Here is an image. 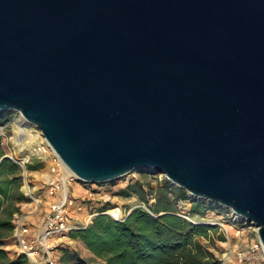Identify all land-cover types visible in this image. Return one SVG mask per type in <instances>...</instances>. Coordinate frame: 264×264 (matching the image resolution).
I'll list each match as a JSON object with an SVG mask.
<instances>
[{"label":"water","instance_id":"water-1","mask_svg":"<svg viewBox=\"0 0 264 264\" xmlns=\"http://www.w3.org/2000/svg\"><path fill=\"white\" fill-rule=\"evenodd\" d=\"M1 111L77 180L162 173L264 246V0H0Z\"/></svg>","mask_w":264,"mask_h":264},{"label":"trees","instance_id":"trees-1","mask_svg":"<svg viewBox=\"0 0 264 264\" xmlns=\"http://www.w3.org/2000/svg\"><path fill=\"white\" fill-rule=\"evenodd\" d=\"M0 138V264H26L24 254L9 256L4 246L13 240V216L19 204L26 200L20 190L21 168L10 158L2 157ZM28 169L36 165L26 163ZM148 189L139 180L121 192L135 193L147 204L137 206L121 218L98 211L84 227L72 229L68 235L79 239L90 252L83 256L64 248L60 257L63 264H217L199 237L207 234L210 225L194 223L181 216L176 208L177 199L188 198L180 187L163 178ZM131 189V191L129 189ZM153 198L149 202V198ZM200 202H194L195 211Z\"/></svg>","mask_w":264,"mask_h":264},{"label":"rangeland","instance_id":"rangeland-1","mask_svg":"<svg viewBox=\"0 0 264 264\" xmlns=\"http://www.w3.org/2000/svg\"><path fill=\"white\" fill-rule=\"evenodd\" d=\"M15 118H17V113L15 111L0 112V125H3V127L0 128V138L4 154H9L16 159L23 160L24 165L26 163L36 165V168L32 170L25 166L29 172L28 180L30 185L35 187V193L44 197L43 186L47 178L50 176L49 166L52 162V152L46 147L45 151L41 153H30L29 155H25L27 151L26 148L28 146L35 147L37 142L33 141L30 137H21V134L15 132L17 128ZM30 129L32 134L38 135L37 129H35L34 126H31ZM20 137L22 139H20ZM20 144L22 146L25 144L26 148H23ZM163 178L166 179L162 173L140 168L103 183H84L76 179L71 182L68 189L77 203L82 202L84 206L81 211H78L75 214V219L77 220V223L83 222L88 214L98 213L101 208H103V212L107 214H109L107 212L109 208H119V218L134 207L142 206L147 208V204L133 193L131 189L128 188L132 193L130 195L123 194L121 191L124 188L129 187V185L136 180H139V182L148 189V184L154 186L158 181H162ZM188 196V198L176 200L175 208L177 212L194 223H203L211 226L207 229V234L199 237V240L205 248L212 253V256L217 259V264H220L221 261H224L226 264H237L235 253L247 249L251 241L256 238V232L253 226L244 224L242 220L233 221L230 211L223 206L206 200L195 199L190 195ZM152 201L153 198L150 197L149 202ZM197 201L200 202V205H198L193 212L191 211V206ZM40 208L41 211L30 213L31 207L25 205L24 201L19 204V212L15 214L18 216L19 214H24L26 216V222L28 223H37L42 215L44 206ZM240 227L242 229L237 233L236 229ZM53 243L56 244V253H60L59 258L61 257L63 248L74 250L84 256L83 249L71 240V238L55 239ZM11 244V247L4 246V248L8 251L9 249H12L11 252L9 251V256L12 257L17 254V247L13 240H11ZM63 245L66 247H63ZM223 253H227L228 257L223 256Z\"/></svg>","mask_w":264,"mask_h":264},{"label":"built area","instance_id":"built-area-1","mask_svg":"<svg viewBox=\"0 0 264 264\" xmlns=\"http://www.w3.org/2000/svg\"><path fill=\"white\" fill-rule=\"evenodd\" d=\"M16 113L17 118H20V114ZM2 127L3 125H0V128ZM35 129L37 128L35 127ZM37 132L39 137L43 138L39 129H37ZM44 145L52 152V162L49 166L50 176L43 186L44 197L36 194L35 187L30 185L29 172L24 165V161L6 154L21 168V190L26 197L25 205L31 207L30 213L41 211L40 207L44 206L37 223L26 222L24 214H19V216L14 214L12 219V238L17 247L16 252L17 254H24L26 264H62L59 255L55 251L56 244L53 241L55 239L70 238L68 235L70 230L84 227L96 214H88L83 222L77 223L75 214L83 209L84 204L82 202L77 203L68 189L71 182L76 178L46 142ZM230 215L233 221L240 220L231 211ZM242 222L244 223L243 220ZM253 228L256 232V238L251 241L247 249L235 253L237 264H264V246L257 237V228L255 226ZM241 229V227L237 228L236 232H240ZM223 256L228 257V254L223 253ZM220 264L226 263L221 261Z\"/></svg>","mask_w":264,"mask_h":264},{"label":"bare ground","instance_id":"bare-ground-1","mask_svg":"<svg viewBox=\"0 0 264 264\" xmlns=\"http://www.w3.org/2000/svg\"><path fill=\"white\" fill-rule=\"evenodd\" d=\"M15 123H16V127H17L15 132L21 134V137H25V138L30 137L31 139H33V141L37 142L35 147L28 146L27 148L25 147V144L23 146L20 144L23 148L25 147L27 150L25 155H29L30 153H37L38 154V153L45 151L46 147H45L44 143L46 141L44 140L45 141L44 142L43 138L39 137L37 134L31 133L32 131H31L30 127L33 126L32 123L24 122L21 118H15ZM21 137H20V139H22ZM29 145H30V143H29ZM119 210L120 209L117 207H111L107 210V212L111 216H113L114 218H119L120 217Z\"/></svg>","mask_w":264,"mask_h":264},{"label":"crops","instance_id":"crops-1","mask_svg":"<svg viewBox=\"0 0 264 264\" xmlns=\"http://www.w3.org/2000/svg\"><path fill=\"white\" fill-rule=\"evenodd\" d=\"M71 240H73L75 243H77L78 244V246H80L82 249H83V254H84V256H88V255H90V252L87 250V248L83 245V243L79 240V239H72L71 238ZM11 241H9V243H7L6 245H5V247L7 246V247H11ZM63 247H66V246H64L63 245ZM64 249V248H63ZM11 250L12 249H9V251L11 252ZM13 255H14V253H13ZM58 255H60V253H58Z\"/></svg>","mask_w":264,"mask_h":264}]
</instances>
